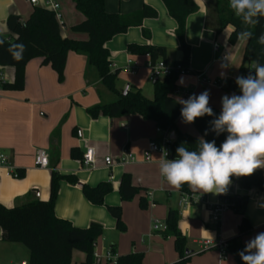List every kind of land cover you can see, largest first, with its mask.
<instances>
[{
    "label": "crops",
    "instance_id": "obj_1",
    "mask_svg": "<svg viewBox=\"0 0 264 264\" xmlns=\"http://www.w3.org/2000/svg\"><path fill=\"white\" fill-rule=\"evenodd\" d=\"M39 1L40 5L44 2ZM194 1L199 9L188 16L185 28V41L190 47L187 65L190 72L179 74L176 97L178 100L187 99L207 90L209 106L221 112L222 96L240 94L237 85L232 89L227 86L234 84L242 65L246 40L238 38L231 44L229 37L233 28L228 25L220 29L218 2L229 0ZM58 3L62 36L87 40V33L73 30V26L84 20L73 0H58ZM144 6L155 9L157 16L144 19L143 26L130 27L126 32L115 35L106 47L111 56V69L118 71V87H136L146 97H153V82L149 79L152 58L129 53L128 45L165 47L166 62L170 65L180 62L184 60V54L176 34L177 22L163 0H105V9L110 13L129 14ZM35 7L28 0H0V34L12 37L6 25L10 14L27 20ZM144 31L149 33V37L144 35ZM215 43L220 46L219 52L214 51ZM223 54L225 59H222ZM68 55L61 81L50 65L42 63V58L29 61L22 90L3 89L2 83L14 81L16 69L0 66V152L20 173L19 178L4 175L0 180V203L14 207L31 200L47 201L52 172L56 170L77 180L75 183L60 180L54 205L56 217L67 219L79 228H87L93 222L103 227V235L95 248L96 264H115L114 260L107 258L108 252L116 257L142 253L145 264L176 262L180 256L175 249L174 237L165 236L164 229L153 227L156 220L166 226L167 213L171 208L180 212L179 229L186 236L187 249L191 251L189 264H237L230 253L221 258L218 244L228 243L240 235L241 214L228 209L223 213L221 223L215 224L211 209L221 202L223 195L248 196L244 217L251 230L240 235L245 246L257 233L264 232V191L256 188L246 190L231 180L226 193L221 195L194 192L189 188L191 194L203 200L181 205L185 193L169 186L160 175L159 158L162 155L152 153L151 160H145L149 143L163 144L171 134L159 130L154 121L137 114L92 118L87 109L112 96L102 87L94 68L87 65L84 54L71 51ZM128 60L134 63L135 73L128 68ZM177 127L201 138L194 125L184 123L181 116ZM88 147L95 149L93 167L83 165L82 160L72 156L73 149L83 156ZM39 149L48 153V168H39L36 164ZM128 154L135 160L123 161ZM107 156L113 159V164L108 166L104 161ZM123 174H129L133 185L140 189L130 201H123L119 191ZM102 182L111 183L113 189L105 196V205H96L86 198L82 186L91 188ZM142 196L148 199L147 209L140 206ZM108 206L121 207L125 231L117 228L118 221L110 214ZM3 234L0 227V264H27L29 250L22 244L4 241ZM204 240L213 241V245L205 248ZM85 260L84 252H72L71 264H81Z\"/></svg>",
    "mask_w": 264,
    "mask_h": 264
},
{
    "label": "trees",
    "instance_id": "obj_2",
    "mask_svg": "<svg viewBox=\"0 0 264 264\" xmlns=\"http://www.w3.org/2000/svg\"><path fill=\"white\" fill-rule=\"evenodd\" d=\"M73 2L75 8L84 15V20L73 26V30L87 33L88 39L84 41L63 37L61 22L56 11L44 5H37L27 20H22L15 14L8 16L6 25L12 37L8 38L0 34V41H3L0 44V66L14 67L16 76L12 82L2 83L3 89L22 90L25 87V67L34 58H42V63L50 65L61 81L68 53L71 51L82 53L87 57V65L96 71L102 87L112 96L111 99H103L87 109L92 118H98L101 115L119 118L137 114L145 120L154 121L159 130L174 133L175 137L168 141L173 158H176V149L181 144L189 150H197L200 138L182 132L177 127V120L181 116V104L176 97L178 71L174 69L169 76L153 81V97L148 98L136 87H128L127 90L119 88L118 71L111 69V56L106 43L115 35L126 32L130 27L143 26L144 19L155 18L157 16L155 9L144 6L138 11L120 14L107 12L105 0H73ZM163 2L171 17L177 22L176 34L184 54V60L180 63L188 65L190 47L185 41L186 21L190 14L199 9V6L194 0H163ZM218 11L220 29L228 25L234 28L229 37L231 44L237 42L240 31L247 29L253 32L252 38L246 40L243 62L237 74V76H246L252 69L253 61L264 64V46L256 42L257 37L264 33V18H261L257 24L244 25L230 9L229 1H219ZM144 35L149 37L146 31ZM13 45H23L24 48H15L12 47ZM15 52H21L22 58L15 59L13 55ZM128 52L150 55L152 63L159 59L166 61L167 56L165 47L136 43L128 45ZM235 85L234 81V84H229L227 88L232 89ZM211 108L218 116L220 111L215 107ZM214 118V116L206 115L197 118L191 124L201 137L207 141L215 140L216 145L219 146L227 133L217 136L211 131L209 122ZM206 131L207 135H205ZM72 156L82 160V154L77 149L72 150ZM61 179H67L72 183L77 182L75 177L64 176L53 170L50 196L47 201L31 200L14 207H6L0 203V227L4 233L2 238L7 242L22 244L29 250L30 258L27 264H71V255L74 250L86 254V260L81 264H96L95 248L98 239L103 235V227L93 222L87 228H79L67 219L56 217L54 205ZM232 180L237 181L246 190L256 188L264 191V169H258L250 176L232 177ZM82 187L86 198L96 205H105V196L113 189L109 182H102L91 188L87 185ZM180 189L184 193L191 194L187 184ZM119 191L123 201H130L140 192V189L133 185L129 174H123ZM222 198L227 199L232 209L241 214L240 235L249 232L251 225L244 217L248 196L228 194L223 195ZM140 206L142 209H147L146 196L141 197ZM107 208L118 221L117 228L125 231L121 207L108 206ZM179 219V210L171 208L167 213L163 234L175 239V249L180 257L172 264H189L190 254H186L187 238L179 229ZM240 235L231 239L226 249L227 253L234 255L237 264H243L238 252L245 247L240 240ZM115 264H145L144 256L142 253L120 255L116 258Z\"/></svg>",
    "mask_w": 264,
    "mask_h": 264
},
{
    "label": "clouds",
    "instance_id": "obj_3",
    "mask_svg": "<svg viewBox=\"0 0 264 264\" xmlns=\"http://www.w3.org/2000/svg\"><path fill=\"white\" fill-rule=\"evenodd\" d=\"M229 7L244 25L257 24L264 18V0H229ZM252 36L253 32L247 29L238 33V38L243 40ZM256 42L264 46V33ZM12 47L24 48L23 45ZM13 55L15 59L22 58L21 52ZM235 83L240 94L222 96L218 116L209 106L207 90L179 100L184 123H194L206 115L214 116L209 122L211 131L217 136L227 135L219 146L215 140L201 137L197 150H189L181 144L176 149V158L168 159L166 153L162 155L159 171L169 186L180 189L187 184L194 192L221 195L226 193L232 177L250 176L264 169V64L253 61L248 75L237 76ZM238 255L243 264H264V232L247 241Z\"/></svg>",
    "mask_w": 264,
    "mask_h": 264
},
{
    "label": "built area",
    "instance_id": "obj_4",
    "mask_svg": "<svg viewBox=\"0 0 264 264\" xmlns=\"http://www.w3.org/2000/svg\"><path fill=\"white\" fill-rule=\"evenodd\" d=\"M28 1H29V3H31V5H36V6L40 5L39 0H28ZM41 5H44L45 7H49L51 9H53L54 11H56L57 17H58L59 21H61L62 17L59 13L60 5L58 3V0H44V2ZM214 51L215 52L220 51L219 44H217V43L214 44ZM225 58H226V55L223 54L222 59H225ZM128 64H129L128 68L131 70V72L135 73L136 67H135L134 63H132L131 60H128ZM174 69L176 70V72L178 71L179 74H187L190 72L189 66L184 65L180 62L170 65L166 61L159 59V60L155 61L154 63L151 62L149 79L151 82H153L157 79H163L164 77L169 76L174 71ZM204 81L207 82L206 79H204ZM222 85H224V84H222ZM124 127H126V126H124ZM169 140H170V138H167V140L163 144H159L158 142L151 141L148 145V152L146 154L145 160L150 161L152 153H159L160 155H165V153H166L168 159H174L171 155L170 146L168 144ZM37 152H38L36 154L37 166L39 168H48L49 167L48 153L42 149H39ZM83 154H84L82 156L83 165L93 167L95 165V162H96L95 149L93 147H88ZM127 160L134 161L135 158H133V156L128 154L127 157H125L123 159V161H127ZM104 161H105V164L107 166L113 164V159L111 157L107 156L104 159ZM2 169L4 171H1ZM4 175L10 176L13 178H19L20 177V173L18 172V168H16L8 160V157L4 153L0 152V180L3 178ZM202 200H203L202 197H196L194 194L185 193V196L181 200V205H189L193 202L202 201ZM231 208H232L231 203L227 199H222L220 203H218L216 206L212 207V209H211L213 222L215 224L221 223L223 213L225 211H227L228 209H231ZM153 227L155 229H160V228L165 229L166 228V226L161 225V223H159V221H157V220L155 221ZM212 242L213 241H211V240H204L203 245L205 248H209L213 245ZM227 247H228V244L226 242H223V243L219 242L218 250H219V253L221 255V258H224L225 255L227 254V251H226ZM107 258L110 260L116 261L117 257L113 253L108 252Z\"/></svg>",
    "mask_w": 264,
    "mask_h": 264
},
{
    "label": "water",
    "instance_id": "obj_5",
    "mask_svg": "<svg viewBox=\"0 0 264 264\" xmlns=\"http://www.w3.org/2000/svg\"><path fill=\"white\" fill-rule=\"evenodd\" d=\"M230 27L233 28V26H231V25H230ZM233 29H234V28H233ZM125 90H127V88H126ZM174 137H175L174 133H171V135H170V139H173ZM190 252H191V251L187 249L186 254H190Z\"/></svg>",
    "mask_w": 264,
    "mask_h": 264
},
{
    "label": "rangeland",
    "instance_id": "obj_6",
    "mask_svg": "<svg viewBox=\"0 0 264 264\" xmlns=\"http://www.w3.org/2000/svg\"><path fill=\"white\" fill-rule=\"evenodd\" d=\"M151 83V82H150ZM148 98H152V97H148Z\"/></svg>",
    "mask_w": 264,
    "mask_h": 264
}]
</instances>
